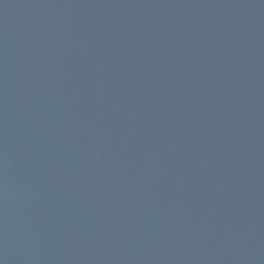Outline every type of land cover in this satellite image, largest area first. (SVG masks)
I'll use <instances>...</instances> for the list:
<instances>
[{"label": "water", "instance_id": "1", "mask_svg": "<svg viewBox=\"0 0 264 264\" xmlns=\"http://www.w3.org/2000/svg\"><path fill=\"white\" fill-rule=\"evenodd\" d=\"M0 264H264V0H0Z\"/></svg>", "mask_w": 264, "mask_h": 264}]
</instances>
